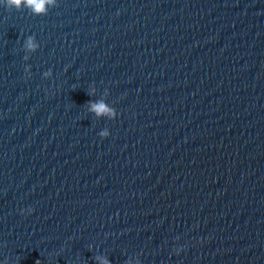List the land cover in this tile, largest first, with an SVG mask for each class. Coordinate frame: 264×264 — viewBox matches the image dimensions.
Instances as JSON below:
<instances>
[{
  "label": "water",
  "instance_id": "95a60500",
  "mask_svg": "<svg viewBox=\"0 0 264 264\" xmlns=\"http://www.w3.org/2000/svg\"><path fill=\"white\" fill-rule=\"evenodd\" d=\"M47 8L0 3V264H264V0Z\"/></svg>",
  "mask_w": 264,
  "mask_h": 264
},
{
  "label": "clouds",
  "instance_id": "9594fccd",
  "mask_svg": "<svg viewBox=\"0 0 264 264\" xmlns=\"http://www.w3.org/2000/svg\"><path fill=\"white\" fill-rule=\"evenodd\" d=\"M0 3H3L6 8H15L17 10L23 8L28 9L34 15H41L46 14L48 11L47 6H52L57 4V0H0ZM23 47L29 51L34 52L38 48V44L36 42L34 35H28L27 38L24 40ZM31 67L27 65L24 68L25 73H28V68ZM30 75V73H28ZM51 69L43 72V77L47 78L51 76ZM91 95V93H89ZM89 111L94 112L97 116L99 115H109L110 117L116 116V110L109 108L103 102H93L88 101ZM109 135V131L105 129L104 131L99 133L101 138L107 137ZM29 212L32 211L31 208L27 209ZM23 212V209H21ZM94 260L99 261V264H110V261L104 256H94ZM39 261V260H37ZM36 261V264H37Z\"/></svg>",
  "mask_w": 264,
  "mask_h": 264
}]
</instances>
